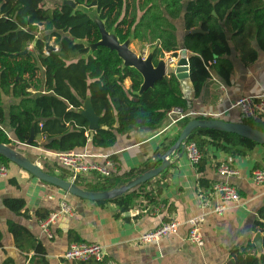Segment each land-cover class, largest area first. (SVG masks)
I'll use <instances>...</instances> for the list:
<instances>
[{"label":"trees","instance_id":"1","mask_svg":"<svg viewBox=\"0 0 264 264\" xmlns=\"http://www.w3.org/2000/svg\"><path fill=\"white\" fill-rule=\"evenodd\" d=\"M48 1L0 0V144L14 145L16 150L22 147L43 148L55 153L75 151L88 144L108 149L116 144L119 134L130 129H155L176 109L187 115L179 123L181 128L194 119H213L191 115L194 103L186 99L174 69L169 71L166 78L156 82L154 88L139 96L143 84L139 71L125 68L119 55L104 46L90 54V48L85 43L93 45L101 40L96 24L81 10L66 5V0L54 5H47ZM73 1L78 8L93 2ZM97 9L107 30H115L121 42L133 36L143 47L154 49L155 64L162 53L177 57L179 51H188L189 78L196 98L200 97L211 77L206 68L210 61H216L212 70L229 82L234 71L228 59L232 41L245 63H252L258 57L254 43L264 51V0H98ZM178 23L184 26L182 41ZM197 29L202 32L193 33ZM49 42H53L58 50L47 54L46 44ZM31 46L33 49H29ZM126 82L130 85L127 86ZM8 97L18 102L8 105L7 100L5 102ZM88 97L100 117L101 129L93 137L89 121L80 113ZM242 123L264 132L262 120L243 119ZM33 124L36 140L31 146H26ZM12 138L20 144L14 143ZM178 138L166 139L155 153L156 161L145 163L143 168L121 177L103 178L93 174L97 177L93 185H85L83 176H78L75 184L95 192L121 187L137 175L161 165L162 156ZM193 142L203 153L196 167L199 174L205 172L213 151L237 158L246 157L257 147L264 150V145L239 135L205 128L195 129L191 133L187 144ZM223 163L234 166L228 160ZM0 165L10 168L15 164L0 154ZM222 165L218 163L216 166L219 168ZM256 169L264 170V158L254 165ZM55 170L61 173L56 175ZM45 172L64 180L71 175L56 159L45 163ZM149 183L115 199L89 202L102 207L113 203L118 208L116 216L120 217L134 206L140 198V191ZM199 186L209 189L214 185L201 177ZM5 205L20 213L25 202L9 199ZM50 214V211H42L39 221L47 219ZM20 229L10 225L17 247L24 250V236ZM254 231L264 233V206L258 210ZM68 235L71 244L85 243L75 231L70 230ZM29 239L35 250L29 264H49L42 244H37L32 235ZM230 258L236 264H264V255L258 257L256 247L250 241L233 248ZM3 264L16 262L9 258ZM69 264H110V260L106 256L102 261L91 259Z\"/></svg>","mask_w":264,"mask_h":264},{"label":"crops","instance_id":"2","mask_svg":"<svg viewBox=\"0 0 264 264\" xmlns=\"http://www.w3.org/2000/svg\"><path fill=\"white\" fill-rule=\"evenodd\" d=\"M179 31L181 32L179 38L182 41L185 31L181 24ZM228 37L231 42L230 35ZM253 46L258 51V57L252 63H245L233 41L231 42V54L228 59L232 62L234 71L229 82L224 81L212 70V75L203 87L200 97L196 98L195 95L194 99L190 100L194 103L191 115L242 123L240 110L233 107L235 102L240 97L259 96L264 93V51L259 50L255 43ZM165 54L167 59L174 57L172 54ZM126 85L129 86L130 83L126 82ZM6 100L8 105L18 102L9 97L5 102ZM171 117L168 116V119L155 129H130L119 134L116 144L111 148H97L88 144L75 151L108 156L115 162L113 177H121L132 170L143 168L147 162L154 163L155 153L165 140L180 136L183 128L179 126L180 122L173 123L176 115L173 114ZM42 149L37 148L47 161H54ZM211 157L205 172L199 174L197 168L191 166L186 150L176 151L169 158L170 165L167 170L150 180L146 188L140 191V198L134 206L120 217L116 216L118 208L113 203L102 207L94 202L83 201L51 184L33 178L31 174L15 165L10 166L9 175L0 178V264L9 258L15 260L16 264H29V260L35 254L33 243L29 239L31 235L36 243H41L46 250L49 264H69L63 257L72 242L68 235L70 230L75 231L87 243L102 245L110 264H227L231 260L230 251L246 245L249 241L253 243L257 234L254 225L258 210L264 206V185L254 183L252 172L254 165L264 158V150L257 147L246 157L237 158L213 151ZM30 160L45 170V165L33 161L32 158ZM226 160L232 162L234 164L232 167L239 170L238 176L231 178L220 176L218 170L221 166L218 168L216 165L218 163L227 165L223 163ZM55 173L59 175L61 172L55 170ZM201 177L208 179L212 186L219 182L231 184L236 188L240 201H223L215 195L210 207H205L206 201L211 200L209 193L213 187L200 188ZM83 178L85 185L97 182V177L93 174ZM66 180H70L69 176ZM137 189L138 187L130 192ZM9 199L23 200L24 209L20 213L11 210L5 205V201ZM64 200L72 205L74 214L71 217H63L54 225L53 237L49 238L42 233L39 218L42 211L52 213L58 210ZM218 204L227 207L223 215L213 212V208ZM37 212L40 214L37 215ZM194 217H202L201 231L205 241L203 248L189 244L186 226L181 227L178 233L154 244L145 245L138 242L140 235L155 229L167 220L183 222ZM11 224L21 228L24 250L17 247L10 230Z\"/></svg>","mask_w":264,"mask_h":264},{"label":"water","instance_id":"3","mask_svg":"<svg viewBox=\"0 0 264 264\" xmlns=\"http://www.w3.org/2000/svg\"><path fill=\"white\" fill-rule=\"evenodd\" d=\"M11 2H15V0H7ZM66 5H69L73 9L81 10L85 13L99 28L101 33V40L96 44H88L85 45L90 48V54L94 52L98 47L104 46L111 51H115L120 59L123 61L124 67L135 68L143 77V84L138 93L139 96L143 95V93L149 88H154L156 82L163 80L168 76V69H174V73L176 77L181 82V90L184 93L187 100H193L195 97V93L193 90V85L191 80L189 79V58L188 51L182 50L180 53V58L173 65H169L167 63V57L165 53L160 55L159 62L155 64L154 62V49H150L148 54L138 55L131 49V44L135 41L134 37H129L125 42H121L115 30L108 31L105 23L101 20L100 15L98 13V0H93V2L86 7L78 8L76 3L73 0H66ZM200 29L193 30V33H201ZM46 50L48 54L53 51H57V48L46 44ZM24 52L23 54H25ZM181 66H186L187 76L185 78H181L179 76V68ZM170 69V70H171ZM169 70V71H170ZM81 115L84 116L89 121V130L92 134L91 137L95 134L96 131L101 129L100 126V117L96 114L92 100L88 97L83 105V109L80 111ZM118 126V122L116 124ZM107 129L106 127H104ZM198 128H205L211 130H218L222 132H228L232 134L239 135L243 138L255 141L261 145H264V132L254 129L248 124L245 123H233L227 122L221 119H194L191 120L182 130L177 142L172 146L166 154L162 157V163L158 167H154L151 170L146 171L145 173L137 176L135 179L130 181L124 186L115 188L111 191L104 192H95V191H87L76 184L61 179L57 176L50 175L43 170V168L33 163L26 156L22 155L18 150L13 148L10 145L0 144V154L5 156L9 161L14 163L15 165L22 168L24 171L28 172L38 180L51 184L60 190L70 194L71 196L78 197L87 201H106L115 199L120 197L133 189L139 187L140 185L158 177L170 165L169 158L178 150L184 152L186 150L187 141L191 135V133ZM36 140V130L35 124L31 127V134L28 140L27 145L31 146L33 142ZM253 244L256 247V253L258 257L264 255V233L258 232L254 239ZM227 264H236L235 260L231 259Z\"/></svg>","mask_w":264,"mask_h":264},{"label":"built area","instance_id":"4","mask_svg":"<svg viewBox=\"0 0 264 264\" xmlns=\"http://www.w3.org/2000/svg\"><path fill=\"white\" fill-rule=\"evenodd\" d=\"M169 57L167 63L171 66L179 58ZM216 64V61H210L206 64V68L210 75H212V67ZM240 110L243 119H256L264 121V93L259 96L240 97L234 104ZM176 115L177 118L173 119V123L182 121L187 115L182 110L176 109L168 114L170 118L172 115ZM14 143L20 144L13 139ZM28 146V145H27ZM50 155L51 158L56 159L71 175L69 181L75 184L78 176H86L89 174H98L103 178H110L115 172V162L108 156L93 155L89 153H80L76 151H70L66 153H55L51 151L43 150ZM187 158L193 167H197L200 164L203 153L196 143H190L186 146ZM221 177L231 178L240 174L239 170L230 165H223L218 170ZM9 175V168L0 165V178H5ZM252 180L257 185H264V170L256 169L252 172ZM210 194L211 200L206 201L205 207H210L211 201L215 195L223 201L239 202L240 196L234 186L227 182H219L214 184ZM227 210V207L222 204H218L213 208V212L218 215H223ZM74 214V209L67 200L61 202L59 209L52 212L45 220L40 221V228L43 234L49 238L53 237L52 227L56 225L63 217H71ZM202 217H194L187 221L170 220L169 222H163L155 229L145 232L138 238L140 244H154L164 239L169 235L178 233L181 227H188L187 241L194 247L203 248L205 241L201 231ZM106 257L105 248L96 243H72L68 250L64 254V260L68 263L72 262H86L91 259L102 261Z\"/></svg>","mask_w":264,"mask_h":264},{"label":"rangeland","instance_id":"5","mask_svg":"<svg viewBox=\"0 0 264 264\" xmlns=\"http://www.w3.org/2000/svg\"><path fill=\"white\" fill-rule=\"evenodd\" d=\"M56 3H58L57 0H49L48 2H46L47 5H54V4H56ZM179 26H180V24L178 23V27H179ZM47 44H49L50 46L54 47L53 42H49V43H47ZM131 49H132L135 53H137L138 55L148 54L149 51H150L149 46H145V47H143L142 44H140V43L137 42V41H134V42L131 44ZM170 69H171V68L169 67L168 72H169ZM6 105H7V104H6ZM6 128H7V127H6ZM39 141H41V139H39ZM11 146L13 147L14 145H11ZM13 148H14V147H13ZM18 151H19L22 155L26 156L28 159L32 158L33 161H35V162L38 161L39 163H42L43 166L45 165V163H47V160L45 159L43 153H42L40 150H37V148H36V150H34V149L30 150V149H25V148L22 147V148H18ZM27 151H28V152H27ZM29 152H33V153H29ZM33 163H34V162H33ZM44 168H45V166H44Z\"/></svg>","mask_w":264,"mask_h":264},{"label":"bare ground","instance_id":"6","mask_svg":"<svg viewBox=\"0 0 264 264\" xmlns=\"http://www.w3.org/2000/svg\"><path fill=\"white\" fill-rule=\"evenodd\" d=\"M186 66H181L180 68H179V76L181 77V78H185L186 76H187V70H186Z\"/></svg>","mask_w":264,"mask_h":264},{"label":"flooded vegetation","instance_id":"7","mask_svg":"<svg viewBox=\"0 0 264 264\" xmlns=\"http://www.w3.org/2000/svg\"><path fill=\"white\" fill-rule=\"evenodd\" d=\"M57 1H61V0H57ZM29 49H33V46H31Z\"/></svg>","mask_w":264,"mask_h":264},{"label":"clouds","instance_id":"8","mask_svg":"<svg viewBox=\"0 0 264 264\" xmlns=\"http://www.w3.org/2000/svg\"><path fill=\"white\" fill-rule=\"evenodd\" d=\"M181 52V51H180Z\"/></svg>","mask_w":264,"mask_h":264}]
</instances>
